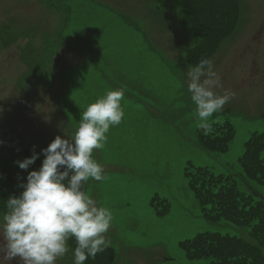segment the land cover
<instances>
[{"label": "rangeland", "instance_id": "374dc122", "mask_svg": "<svg viewBox=\"0 0 264 264\" xmlns=\"http://www.w3.org/2000/svg\"><path fill=\"white\" fill-rule=\"evenodd\" d=\"M163 10L158 0H0V171L10 156L29 158L58 135L73 137L82 110L124 92L122 122L93 153L104 179L86 185L113 215V264H212L189 258L181 242L205 231L249 236L248 227L204 215L186 167L240 178L246 141L264 132V29L247 34L250 22L264 21V0H240L236 29L209 58L221 77L217 94L234 93L210 118L235 130L225 152L201 147L187 91L197 28ZM239 188L264 197L255 181ZM73 251L57 264H74Z\"/></svg>", "mask_w": 264, "mask_h": 264}, {"label": "clouds", "instance_id": "9594fccd", "mask_svg": "<svg viewBox=\"0 0 264 264\" xmlns=\"http://www.w3.org/2000/svg\"><path fill=\"white\" fill-rule=\"evenodd\" d=\"M187 91L196 106L197 127L205 136L212 134L210 118L224 109L234 93L217 94L221 77L207 58L189 68ZM123 90L106 93L82 110L78 129L69 138L58 135L50 145L16 163L22 170L44 155L39 170L29 172L19 196H10L0 215V264H57L75 238L74 264H85L111 246L106 234L113 215L98 206L86 191L90 180L103 181L104 168L94 158L103 150L107 133L124 117Z\"/></svg>", "mask_w": 264, "mask_h": 264}, {"label": "trees", "instance_id": "16d2710c", "mask_svg": "<svg viewBox=\"0 0 264 264\" xmlns=\"http://www.w3.org/2000/svg\"><path fill=\"white\" fill-rule=\"evenodd\" d=\"M160 5L172 13L182 14L184 24L197 28L200 39L187 50L186 56L188 61L195 64L201 58H210L219 42L234 29L240 11L238 0H160ZM213 127L214 131L208 136L199 130L201 147L218 152L227 151L234 136L233 127L228 122L214 123ZM263 151L264 132H254L238 159L242 167L240 178L234 174L216 173L205 166H194L187 173L189 184L207 217L217 212V217L249 229L248 239L214 231L199 233L181 242L189 258L208 257L212 259V264L264 262V197L257 192H246L239 188L240 181H255L264 185ZM44 159L41 154L27 170H22L11 157L5 160L0 173V204L4 210L8 198L14 192L22 191L21 185L27 182L29 172L39 170ZM71 246L74 249L77 246L75 238ZM114 260L115 251L109 247L95 259L90 257L85 264H113Z\"/></svg>", "mask_w": 264, "mask_h": 264}]
</instances>
